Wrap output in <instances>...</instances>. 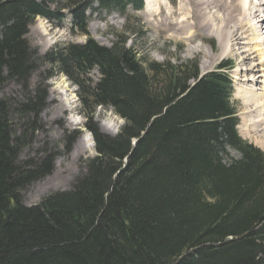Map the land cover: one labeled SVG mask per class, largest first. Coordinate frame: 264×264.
I'll use <instances>...</instances> for the list:
<instances>
[{"label":"trees","instance_id":"trees-1","mask_svg":"<svg viewBox=\"0 0 264 264\" xmlns=\"http://www.w3.org/2000/svg\"><path fill=\"white\" fill-rule=\"evenodd\" d=\"M57 1L0 0V86L28 91L39 61L28 26L52 18ZM65 1L84 34L92 3L120 11L143 4ZM117 38L111 47L90 38L56 46L43 57L77 86L97 153L71 189L22 202L21 191L52 169L51 153L18 158L38 129L30 116L44 95L0 98V264H264V154L237 133L229 64L202 76L193 64L144 66ZM93 68L96 83L86 77ZM97 106L124 121L116 135L92 122ZM228 148L240 157L224 161Z\"/></svg>","mask_w":264,"mask_h":264},{"label":"rangeland","instance_id":"rangeland-1","mask_svg":"<svg viewBox=\"0 0 264 264\" xmlns=\"http://www.w3.org/2000/svg\"><path fill=\"white\" fill-rule=\"evenodd\" d=\"M187 1L159 0V8L154 14L153 12L145 13L143 9L134 10L132 7H127L122 11L115 8L108 10L100 8L98 3H93L85 11L86 34H84L80 33L79 27L73 23L71 8L66 6L69 1L59 0L49 4L50 10L54 14L52 18L38 16L29 24L25 38L34 57H39L38 67L28 79V91L25 92L19 84L8 81L0 86V98L19 102L24 100L26 95L36 93V90L44 95L43 108L37 115L30 116L35 120L38 129L32 132L31 139L21 149L18 158L20 161L29 158L37 160L51 153L54 155V159L49 174L32 182L21 191V200L25 205H36L52 192L71 189L76 180L85 173L87 161L97 154L92 139L93 135L86 127L87 118L78 97L77 86L57 67L43 60V57L56 46L68 43L84 44L89 38L105 47H111L118 40L117 36L127 38L126 47L132 48L136 52L144 66H147L149 62H169L171 65L186 64L188 66L193 64L196 65L200 75H205L217 70L221 63L230 64L231 68L227 70V75L232 83L231 102L237 110V133L243 141L252 144L264 154V142L261 138L252 135L253 133L241 135L244 130V116L242 115L241 102L236 98L237 81L234 78L236 76V59L225 55L221 56L217 39L212 36L204 35L203 39L200 38L191 44L185 40L169 38L166 34L173 26H167L171 22V17H168L166 11L173 10V21L175 22V18L179 15L177 13L179 12L181 15L179 7H186L184 3ZM251 1L254 3L258 0ZM147 20H152V23L158 21L164 29L155 27ZM41 28L45 30V34L39 32ZM194 45H198L201 52L194 48ZM204 54L213 55V60L207 67ZM86 77L96 83L100 75L98 70L93 68ZM61 81L73 94L75 100L71 104L74 108L65 104L64 107L61 106V101H59L61 95L56 90L57 84ZM10 119L12 127L17 133L20 132L18 126L20 120L15 112L10 113ZM92 122L97 125L101 133L114 136L121 129L124 121L110 107L97 106ZM105 125L111 126L110 129H106ZM88 135L90 138L92 137V149H87V147L79 149L81 143L87 145ZM226 151L228 153V156L224 157L226 162L240 157L238 151L232 148H228Z\"/></svg>","mask_w":264,"mask_h":264},{"label":"bare ground","instance_id":"bare-ground-1","mask_svg":"<svg viewBox=\"0 0 264 264\" xmlns=\"http://www.w3.org/2000/svg\"><path fill=\"white\" fill-rule=\"evenodd\" d=\"M158 2L145 0V13L154 14L159 8ZM184 4L186 7H179L181 15L176 12L179 15L175 22L173 10L166 11L168 17H171V24L167 22V26L173 25L166 34L169 38L185 40L191 44L203 39L204 35L212 36L217 39L221 56L236 59V98L241 102L244 116L241 135L253 133L264 142V0L254 3L251 0H188ZM147 21L164 29L158 21ZM39 32L45 34L43 28ZM193 47L200 50L198 45ZM212 57L211 54H204L206 67L212 62ZM56 90L61 95V106L65 104L74 108L71 104L75 100L73 94L63 81L57 84ZM104 127L110 129L111 126ZM91 138L88 135L87 145L81 143L79 149H92Z\"/></svg>","mask_w":264,"mask_h":264}]
</instances>
